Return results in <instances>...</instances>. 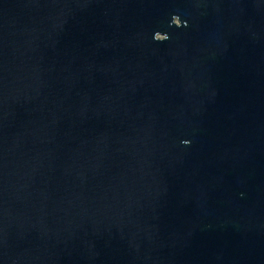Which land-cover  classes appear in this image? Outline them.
<instances>
[{"label":"water","instance_id":"water-1","mask_svg":"<svg viewBox=\"0 0 264 264\" xmlns=\"http://www.w3.org/2000/svg\"><path fill=\"white\" fill-rule=\"evenodd\" d=\"M0 264H264V0H0Z\"/></svg>","mask_w":264,"mask_h":264},{"label":"clouds","instance_id":"clouds-1","mask_svg":"<svg viewBox=\"0 0 264 264\" xmlns=\"http://www.w3.org/2000/svg\"><path fill=\"white\" fill-rule=\"evenodd\" d=\"M175 17H178V16H174L173 18H175ZM154 39H155V38H154ZM184 143H186V144H187V143H188V141H184Z\"/></svg>","mask_w":264,"mask_h":264}]
</instances>
